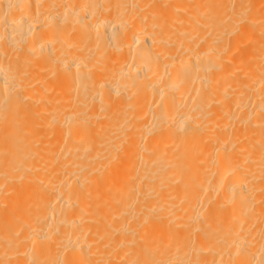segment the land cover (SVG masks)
Returning <instances> with one entry per match:
<instances>
[{
  "label": "bare ground",
  "instance_id": "6f19581e",
  "mask_svg": "<svg viewBox=\"0 0 264 264\" xmlns=\"http://www.w3.org/2000/svg\"><path fill=\"white\" fill-rule=\"evenodd\" d=\"M0 264H264V0H0Z\"/></svg>",
  "mask_w": 264,
  "mask_h": 264
}]
</instances>
